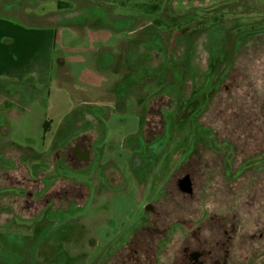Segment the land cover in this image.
<instances>
[{
  "label": "flooded vegetation",
  "instance_id": "af4514ba",
  "mask_svg": "<svg viewBox=\"0 0 264 264\" xmlns=\"http://www.w3.org/2000/svg\"><path fill=\"white\" fill-rule=\"evenodd\" d=\"M230 2L159 0V7L153 11L147 7L152 4L144 1L141 15L157 16L163 21L157 27L175 32H189L187 28L196 22L192 26L208 38L197 37L192 44L199 40L211 47L216 39L220 40L222 31L235 27L229 20L224 21L225 13L219 14L224 12L220 7ZM252 11L243 15L247 18L233 16L235 33L254 31L256 23H242V19H251ZM178 16H185L183 24L177 23L174 17ZM260 25L264 31V24ZM262 33L251 40L238 39L223 70L214 71L213 56L207 51L210 55L201 56L203 65L187 72L181 87L175 83L147 99L139 139L131 146L136 163L140 164L142 153L150 154L153 161L157 154L153 146L161 149L163 138H182L185 127L176 129L181 125L177 118L183 111L190 116V100L202 104L193 124L207 137L192 135L178 166L163 178L161 191L156 194L150 188L147 192L151 197L144 203L141 220L118 248H110L104 260L100 257L94 264H264V82H260L264 80V67L258 68V63L264 61H257L264 60ZM231 73L233 84L229 88L224 81ZM207 78V94L195 95V89ZM27 85L13 90L0 86V93L11 92L19 100H28ZM252 99L256 100L254 104ZM82 115L91 118L89 125L74 127L76 134L67 135L30 166L28 150L13 149L11 145L0 148V264H34L32 260L28 263V239L36 246L50 239L46 237L55 236L58 243L66 234L60 213H74L86 203L89 188L67 181L59 170L74 174L96 171L98 178L102 176L95 146H99L105 132L104 111H95L97 119L88 111ZM137 170L135 181L148 182L151 187H159L165 175L152 168ZM16 219L20 223H15ZM28 226L36 231L28 234ZM17 236L16 245L11 240ZM58 249L72 264H79L83 258L80 254L70 257L62 245Z\"/></svg>",
  "mask_w": 264,
  "mask_h": 264
},
{
  "label": "rangeland",
  "instance_id": "374dc122",
  "mask_svg": "<svg viewBox=\"0 0 264 264\" xmlns=\"http://www.w3.org/2000/svg\"><path fill=\"white\" fill-rule=\"evenodd\" d=\"M60 1L65 3L64 9L58 8ZM144 1L147 2L0 0L2 11H16L20 8L29 14L24 19L15 15L5 18L27 22L29 29H36L37 25H43L40 21L48 17L51 20L49 19L47 25L52 27L49 49L44 44L45 32L30 36L29 61L22 65L29 68L28 70L31 69V75L22 79L21 83L15 79L0 78V86L8 84L13 90L17 87L16 83L19 87L26 84L30 87L33 84L39 93L37 98L28 100H19L16 94L10 95L9 91L0 93V148L11 145L13 149L16 147L17 150H28L29 155L32 152V158L28 160L30 166L61 142L65 132L66 136L76 134L75 128L66 127V121L73 116L74 103L76 109H85L94 117L96 107H107L101 109L104 111L103 139L99 146H95L99 154L98 165L103 168L100 171L102 176L98 178L96 171L74 174L59 170L67 181L86 185L90 193L84 206L76 212L60 213L66 234L58 243L54 240L55 236L46 237L50 239L41 240V245L38 242L36 246H32L33 243L28 239V263L32 260L34 264H72L65 254L58 252L61 245L70 257L83 255L79 264H94L100 257L104 260L110 248H118L126 234L141 220L144 203L151 197L147 192L150 188L156 190V194L161 191L163 178L178 166L186 154L185 150L192 135L207 137L206 134L199 133L198 127L195 128L193 124L202 104L195 105L197 100H190L191 103H188L193 105L190 116L188 117V111H183L177 118L181 125L176 126V129L185 127L182 138H163L165 143L161 149L153 146V151L157 153L153 161L150 154L142 153L140 164L136 163L131 146L132 142L139 139L142 110L147 99L160 89H170L175 83L181 87L190 71L188 67L196 66L197 71L198 65H203L202 59L196 57V60L192 55L208 56L210 54L207 51L210 52L213 56L211 67L214 71H220L227 66L226 61H230L233 46L238 39L251 40L253 35L264 32L259 29L260 24H264V16L260 15L264 13L262 0H230L227 5L221 6L224 12L219 14L225 13L224 21L229 20L235 29L232 26L227 27L221 32L220 40L216 39L211 47L199 43V40L192 44L197 37L201 40L208 38L206 33L202 34L199 28L192 26L196 22L187 28L189 32H175L174 29L164 30L157 27L154 23L157 16L141 15L144 12L141 7ZM251 9V19H242V23H256V28L254 31L235 33L237 24L231 19L236 14L247 18L243 15L251 14ZM70 12L74 14L67 15ZM57 17L58 20H55ZM174 18L177 23L185 22L182 19L185 16ZM63 22H67L70 27L63 25ZM166 22L169 23L167 17ZM141 54H146L145 60L140 57ZM149 54L151 58L147 57ZM259 67H264V62L258 63ZM232 78L231 73V77L224 81L229 88H232ZM209 87L210 78H207L200 84L199 89H195L194 94H207ZM105 89L112 90L106 93L107 97L101 94L102 98L105 96V99L112 100L102 103L98 92ZM84 100L90 103L92 101L94 105H88ZM255 102L256 100H251L252 104ZM139 168H152L151 171L163 172L165 175L161 176L159 187H151L148 182L137 183L133 174ZM14 222L20 223L18 219ZM28 223L31 224L32 221ZM21 229L25 230L23 227ZM21 229L19 230L22 231ZM34 231L35 227L28 226V234ZM91 238L95 247L93 251ZM11 241L17 245L19 236Z\"/></svg>",
  "mask_w": 264,
  "mask_h": 264
},
{
  "label": "crops",
  "instance_id": "0c3cea01",
  "mask_svg": "<svg viewBox=\"0 0 264 264\" xmlns=\"http://www.w3.org/2000/svg\"><path fill=\"white\" fill-rule=\"evenodd\" d=\"M15 15L17 18L28 17V12L23 11L22 9H16V11H13V9H10L8 11H2L0 10V78H8V79H15L19 81V83L22 82V79L28 77V75H31L33 72L28 70L29 68H24L25 66L22 64H27L30 57V36L33 33L38 34L37 32H45L44 38V44L47 49H49L48 43L52 39L51 34V26L50 25H37L36 29H29L27 22H16L15 20H10L8 18H5V16H12ZM38 20V19H37ZM32 25V24H30ZM34 25V24H33ZM64 25V24H63ZM65 26H69L68 24ZM70 27V26H69ZM73 27V25H72ZM39 35V34H38ZM42 36V35H41ZM48 52V50H47ZM46 59L48 60V57L46 56ZM28 99L37 98L31 97V93L36 89L32 86L28 87ZM112 89H105L101 92H98L100 101L102 103L107 102V100H112V98L105 99L106 93L111 91ZM38 92V91H37ZM101 94H104L105 96L102 98ZM39 95V93H38ZM107 97V96H106ZM111 97V96H110ZM83 102L87 103L88 105H94V103L91 101L88 102L87 100H84ZM100 102V104H101ZM117 100H115L116 104ZM99 104V105H100ZM110 105V104H109ZM73 112L76 110L79 112L74 113L73 123H70V120H67L66 127H76L77 129L81 128L84 123V117L82 114L85 113V109H76V103H74L73 106ZM107 108L106 106L102 107H96V109H104ZM71 119V118H70ZM88 123H90L89 119L87 120ZM66 132L62 136L61 141L66 139Z\"/></svg>",
  "mask_w": 264,
  "mask_h": 264
},
{
  "label": "trees",
  "instance_id": "16d2710c",
  "mask_svg": "<svg viewBox=\"0 0 264 264\" xmlns=\"http://www.w3.org/2000/svg\"><path fill=\"white\" fill-rule=\"evenodd\" d=\"M148 3H151L152 5H148L147 7L148 8H151L153 11H155L156 9L155 8H158L159 7V5H157L156 3H158V1L159 0H146ZM142 5V4H141ZM64 6H65V3H62L61 1L59 2V5H58V8H60V9H64ZM198 8H204V7H201V5H198L197 6ZM178 14H179V12H177ZM72 14H74L73 12H70L69 14H67V15H72ZM49 19L51 20V18H46V19H44V20H42V21H40V22H42L43 23V25H47V24H49L48 22H49ZM55 20H58V17L55 19ZM52 21H53V18H52ZM67 22H63V24L64 25H67L66 24ZM154 23H155V25L156 26H159V24H163V21H161L160 19H155L154 20ZM69 25V24H68ZM151 30H153V29H151ZM154 31V30H153ZM141 47V46H140ZM153 47H156V46H153ZM142 56H140V57H142V58H144L143 60H145V57H146V54H141ZM150 55V54H149ZM156 55V54H155ZM203 55V54H202ZM201 55V56H202ZM196 60H197V58L196 57H198L199 59H201V56H199V55H197V56H195V55H192ZM147 57H149V58H151V55L150 56H147ZM198 62V61H197ZM196 67V66H195ZM195 67L194 66H192V67H188V69L189 70H191V71H193V70H195ZM198 67H200V65H198ZM197 69V68H196ZM2 87H5V86H9V87H12L11 85H8V84H4V85H1ZM15 86H19V84L17 85V83H16V85ZM29 89V88H28ZM29 91V90H28ZM36 96H38V92L37 91H33L32 93H31V97H36ZM76 111V110H75ZM74 111V113H76V112H78V111H76L75 112ZM87 111V110H86ZM85 111V112H86ZM74 113H73V116H74ZM77 114H79V112L77 113ZM85 114V113H84ZM87 115V114H86ZM72 116V118L70 119V125H71V123H73V120L74 119H76V117L74 118ZM84 116V115H83ZM84 121H83V123H84V125L83 126H87V125H89L90 123H88L87 122V120L89 119V121H91V118L90 117H85L84 116ZM96 118V117H95ZM95 118H93V119H95ZM97 119V118H96ZM72 128H74V127H72ZM76 130V129H75ZM29 151H28V155H29ZM32 156V152H31V154L28 156V158H30Z\"/></svg>",
  "mask_w": 264,
  "mask_h": 264
},
{
  "label": "water",
  "instance_id": "95a60500",
  "mask_svg": "<svg viewBox=\"0 0 264 264\" xmlns=\"http://www.w3.org/2000/svg\"><path fill=\"white\" fill-rule=\"evenodd\" d=\"M88 149H86V147H85V154H86V156H88Z\"/></svg>",
  "mask_w": 264,
  "mask_h": 264
}]
</instances>
